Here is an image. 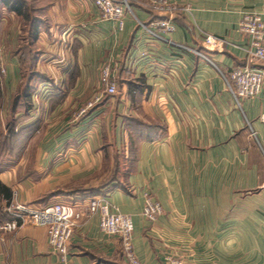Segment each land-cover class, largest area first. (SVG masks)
Segmentation results:
<instances>
[{
	"label": "crops",
	"instance_id": "1",
	"mask_svg": "<svg viewBox=\"0 0 264 264\" xmlns=\"http://www.w3.org/2000/svg\"><path fill=\"white\" fill-rule=\"evenodd\" d=\"M43 1L34 59L14 54L8 65L7 85L30 84L39 96L28 108L22 98L15 112L36 128L19 162L0 170L1 218L14 200L69 204L81 217L68 264H130L121 238L89 214L103 195L133 217L143 264H168L167 254L187 264H264V86L237 103L221 73L264 69L238 30L246 11L264 18V0H170L190 10L175 12L169 37L194 50L149 34L142 23L166 16L137 3L120 28L91 0ZM205 33L228 44L211 51ZM108 61L117 93L77 117L99 93ZM147 196L163 206L155 222L143 215ZM0 235V264H60L45 226L25 222Z\"/></svg>",
	"mask_w": 264,
	"mask_h": 264
},
{
	"label": "built area",
	"instance_id": "2",
	"mask_svg": "<svg viewBox=\"0 0 264 264\" xmlns=\"http://www.w3.org/2000/svg\"><path fill=\"white\" fill-rule=\"evenodd\" d=\"M101 11L102 17L118 23L124 27L125 17L130 12L134 14L135 3L143 6L153 14L165 15V18H156L149 23H142L152 36L165 40L178 47L193 49L190 46L173 41L169 35L175 31L176 25L172 18L176 11L190 10V4L179 5L170 0H91ZM238 30L250 38L245 48L249 60L264 63V18L255 11H246L238 24ZM228 40L210 33H205L204 46L211 51H223ZM194 50V49H193ZM206 57V56H205ZM209 59L208 57H206ZM1 59V55H0ZM1 73L6 72L1 65ZM226 81L228 90L240 103L242 98H254L260 94L264 86V69L250 65L235 67L229 76L221 72ZM99 93L94 100L80 110L77 117L94 106L105 96L116 94L118 84L113 75V64L104 62L101 67ZM264 123V113L260 117ZM251 134L257 138L256 131L251 127ZM89 214L99 216L100 229L110 235L121 238L124 255L130 264H143L138 258L133 244L134 221L130 214L123 213L119 207L103 195L94 196L89 203ZM5 212L10 216L0 220L1 231H15L25 222L45 226L48 232L49 244L58 254L60 264L69 262V244L74 232V226L81 217V213L73 206L65 203H51L47 205H33L26 202L11 201L5 204ZM163 212L160 201L152 196L145 198L143 215L155 222ZM1 239V235H0ZM168 264H187L183 255L167 254Z\"/></svg>",
	"mask_w": 264,
	"mask_h": 264
},
{
	"label": "rangeland",
	"instance_id": "3",
	"mask_svg": "<svg viewBox=\"0 0 264 264\" xmlns=\"http://www.w3.org/2000/svg\"><path fill=\"white\" fill-rule=\"evenodd\" d=\"M1 6L2 5H0V69L1 65H4L6 72H0V170L9 163L19 162L21 156L24 155L22 150L26 145L33 143L31 134L36 128L34 123L31 126H25L28 121H25L24 118L20 116L15 117L14 115L15 107L17 109L16 112H23L20 111L21 106L19 107V105H16L13 107L16 95L24 94L23 87L21 84L18 85L17 89H14L12 86L10 87L6 83V76L11 56L14 55V52L19 47L25 50L23 47L26 41H19V33L23 27L20 18H12L10 12ZM3 19H5V21H3ZM18 55L19 54H17V57L19 59ZM26 76L25 74V77ZM29 91L34 98L39 96L38 90L31 89ZM26 128H28V130H26ZM19 145H23L21 150L15 148Z\"/></svg>",
	"mask_w": 264,
	"mask_h": 264
},
{
	"label": "trees",
	"instance_id": "4",
	"mask_svg": "<svg viewBox=\"0 0 264 264\" xmlns=\"http://www.w3.org/2000/svg\"><path fill=\"white\" fill-rule=\"evenodd\" d=\"M43 3V0H0V5H2L1 7H4L9 12H15L23 23V27L21 28V33L19 35V41H26L24 47L22 46L25 50H22V48L19 47L18 49H16L14 54H19L18 56L21 60H23L24 64L30 65L31 61L34 59L35 50L37 49V46H35V42L37 40L39 29L43 22L45 13ZM31 89L32 88L30 87V84L23 88L24 94L16 95L13 102V107H15L16 105H19L20 107L22 105L20 103V100L22 98H25V108H28V98H31V92L29 90ZM16 110L17 109L15 107L14 113L16 112ZM22 146L23 145H19L15 148L21 150ZM0 220L4 221L6 219H2L0 216Z\"/></svg>",
	"mask_w": 264,
	"mask_h": 264
}]
</instances>
